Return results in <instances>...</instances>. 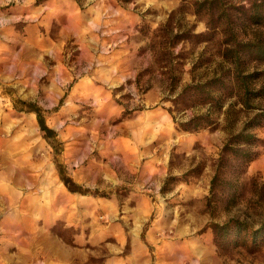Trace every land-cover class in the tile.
Returning <instances> with one entry per match:
<instances>
[{"label":"rangeland","instance_id":"1","mask_svg":"<svg viewBox=\"0 0 264 264\" xmlns=\"http://www.w3.org/2000/svg\"><path fill=\"white\" fill-rule=\"evenodd\" d=\"M251 1L0 0V264H264V148L212 193L227 133L168 111L235 36L264 48Z\"/></svg>","mask_w":264,"mask_h":264},{"label":"trees","instance_id":"2","mask_svg":"<svg viewBox=\"0 0 264 264\" xmlns=\"http://www.w3.org/2000/svg\"><path fill=\"white\" fill-rule=\"evenodd\" d=\"M252 8L256 13L264 11V0H252ZM222 53L223 64L213 76L205 81L193 82L186 85L172 100L174 109H168L177 127L186 132H197L202 129L223 130L227 137L220 149L218 158L214 161V176L211 179L213 193L220 175L227 168L232 169V175H243L264 148V139L258 137L256 131L264 128V65L249 67L247 58L264 56V48L254 41L238 40ZM36 115L44 138L54 140L55 132L46 124L43 111L36 106H30ZM204 108L205 112L195 113L186 119H177L174 112L180 114L185 110ZM125 115L131 114L126 110ZM234 165H230L232 163ZM233 166V167H232ZM61 180L72 192L82 194L89 190L76 185L63 174L60 167ZM237 223L235 220H231ZM229 222L214 223L212 230L216 240L229 234ZM260 228L264 229V223ZM225 230V232H224Z\"/></svg>","mask_w":264,"mask_h":264}]
</instances>
